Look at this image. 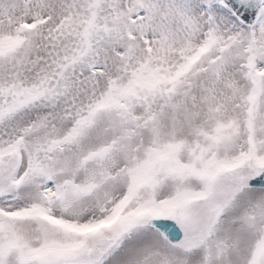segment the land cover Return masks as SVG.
<instances>
[{"label":"snow or ice","instance_id":"obj_1","mask_svg":"<svg viewBox=\"0 0 264 264\" xmlns=\"http://www.w3.org/2000/svg\"><path fill=\"white\" fill-rule=\"evenodd\" d=\"M0 264H264V0H0Z\"/></svg>","mask_w":264,"mask_h":264}]
</instances>
